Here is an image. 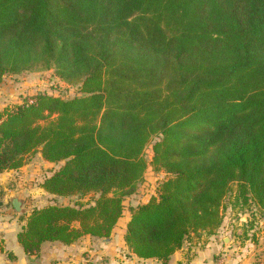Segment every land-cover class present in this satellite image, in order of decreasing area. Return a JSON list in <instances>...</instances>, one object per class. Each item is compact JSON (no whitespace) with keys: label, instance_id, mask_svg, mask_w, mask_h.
<instances>
[{"label":"trees","instance_id":"1","mask_svg":"<svg viewBox=\"0 0 264 264\" xmlns=\"http://www.w3.org/2000/svg\"><path fill=\"white\" fill-rule=\"evenodd\" d=\"M43 70L80 95L5 106L0 173L39 151L62 163L45 192L98 197L33 209L25 253L109 238L153 139L150 164L167 177L129 211L124 242L139 259L166 262L190 234L213 233L234 184L264 210V0H0V82Z\"/></svg>","mask_w":264,"mask_h":264},{"label":"rangeland","instance_id":"2","mask_svg":"<svg viewBox=\"0 0 264 264\" xmlns=\"http://www.w3.org/2000/svg\"><path fill=\"white\" fill-rule=\"evenodd\" d=\"M37 93L63 98L80 95L79 86L62 81L53 70L6 75L0 82V112L5 106L11 108L16 104H21L24 98ZM156 140L153 139L143 152L147 169L143 177L135 184L134 193L122 198L125 209L123 217L127 216L131 208L147 203L157 193L159 184L167 177L161 169L150 164L151 145ZM40 160L39 151L31 153L25 157L22 166H29V169L18 171L7 179V187L10 190L30 189L33 192L34 197L30 195L28 198L29 213L33 209L43 208L53 203L63 205H72L75 202L87 205L94 203L98 197V194L95 193H89L83 197L78 195L58 197L49 194L48 198L47 192V196L40 195L37 185H41L44 179L58 170L62 164L51 163L45 169L39 164ZM230 190L231 192L227 194L222 203L221 225L213 233L199 231L190 234L186 241L190 248L202 249L204 255H201L200 258L203 260V264H264V210L257 208L253 202H244L242 198L238 197L236 184L232 185ZM112 195L118 196L119 192H114L110 196ZM35 200L38 202L36 203Z\"/></svg>","mask_w":264,"mask_h":264},{"label":"crops","instance_id":"3","mask_svg":"<svg viewBox=\"0 0 264 264\" xmlns=\"http://www.w3.org/2000/svg\"><path fill=\"white\" fill-rule=\"evenodd\" d=\"M39 164L46 169L51 163L41 158ZM28 169L29 166H26L19 170L0 173V264H203L200 258L204 255L202 249L190 248L187 241L166 262L139 259L128 250L124 242L126 226L130 219L129 212L126 217L120 219L121 224L119 220L109 238L84 235L69 245L45 242L37 253L32 255L25 253L17 241V235L30 214L28 198L30 195L34 196L30 189L10 190L7 187V179L18 171ZM37 189L40 195L47 196L40 184L37 185ZM13 199H17L19 211L13 206ZM35 202L37 203L38 200Z\"/></svg>","mask_w":264,"mask_h":264},{"label":"water","instance_id":"4","mask_svg":"<svg viewBox=\"0 0 264 264\" xmlns=\"http://www.w3.org/2000/svg\"><path fill=\"white\" fill-rule=\"evenodd\" d=\"M12 204H13V206L15 207V209H16L17 211H19V204H18L17 199H13V200H12Z\"/></svg>","mask_w":264,"mask_h":264},{"label":"built area","instance_id":"5","mask_svg":"<svg viewBox=\"0 0 264 264\" xmlns=\"http://www.w3.org/2000/svg\"><path fill=\"white\" fill-rule=\"evenodd\" d=\"M86 264V263H85Z\"/></svg>","mask_w":264,"mask_h":264}]
</instances>
